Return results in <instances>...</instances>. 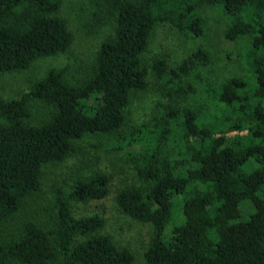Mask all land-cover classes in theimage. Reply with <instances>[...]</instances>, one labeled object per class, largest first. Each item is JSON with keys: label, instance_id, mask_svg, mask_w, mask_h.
<instances>
[{"label": "trees", "instance_id": "trees-1", "mask_svg": "<svg viewBox=\"0 0 264 264\" xmlns=\"http://www.w3.org/2000/svg\"><path fill=\"white\" fill-rule=\"evenodd\" d=\"M62 1L0 0V73L68 51L73 33L59 14ZM100 1L95 14L102 12L111 30L82 77L71 80L65 68L50 67L20 97H0V264H135L130 248L100 232V214L72 215L71 201L107 195L103 172L57 189L51 226L14 218L40 191L45 166L70 156L83 138L119 133L130 95L146 85L142 55L156 25L200 36L199 3L222 7L228 39L249 38L253 80L206 84L204 100L171 107L159 130L130 133L126 144L142 159V181L116 200L122 212L152 225L139 264H264V0ZM207 59L199 46L171 73L188 75ZM162 64L153 66L159 75ZM31 100L48 106L40 121L30 119ZM177 198L180 221L167 236Z\"/></svg>", "mask_w": 264, "mask_h": 264}, {"label": "rangeland", "instance_id": "rangeland-1", "mask_svg": "<svg viewBox=\"0 0 264 264\" xmlns=\"http://www.w3.org/2000/svg\"><path fill=\"white\" fill-rule=\"evenodd\" d=\"M97 1L100 0H63L59 14L66 19L73 33L70 48L65 53L38 58L25 69L0 73V97H20L50 67L65 68L71 80L82 77L91 65L100 42L111 30L103 13L95 14L99 13L95 5ZM196 10L202 19L203 31L200 36H192L168 22L156 25L149 47L142 55L143 65L147 69L146 85L130 95L125 122L119 133L83 138L76 143L70 156L59 163L45 166L40 191L27 200L14 222L19 223L28 217L51 226V218L57 215L58 209L55 200L57 189L65 191L77 177L103 172L109 176L107 195L86 202L71 201L72 215L80 218L100 214L104 218L100 232L109 234L117 244L130 248L135 256V264L142 262L153 233L152 225L122 212L116 200L121 189L137 186L142 181L138 175L142 159L134 155L132 147L126 144L127 136L135 130L143 133H146V129L159 130L171 107L179 109L204 100L206 84L216 86L231 77L253 80L247 65L251 48L249 38L239 36L230 40L225 36L230 19L220 5L199 3ZM199 46L208 52L206 63H200L188 75L174 76L171 69ZM160 61H163V71L159 75L153 66ZM28 105L32 122L43 119L48 110V106L40 101L31 100ZM236 133L240 132L231 131L228 135ZM114 138L120 144L113 147ZM167 147L176 155L177 149L173 143ZM181 211L182 200L177 198L172 208L173 218L166 226L167 236L179 223Z\"/></svg>", "mask_w": 264, "mask_h": 264}]
</instances>
